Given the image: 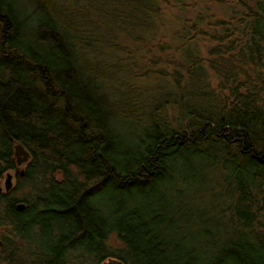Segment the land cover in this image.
<instances>
[{"label": "trees", "instance_id": "1", "mask_svg": "<svg viewBox=\"0 0 264 264\" xmlns=\"http://www.w3.org/2000/svg\"><path fill=\"white\" fill-rule=\"evenodd\" d=\"M200 3L167 22L161 0H0V182L30 154L0 241L58 225L54 258L8 264H264V0ZM177 169L194 243L150 198Z\"/></svg>", "mask_w": 264, "mask_h": 264}, {"label": "rangeland", "instance_id": "2", "mask_svg": "<svg viewBox=\"0 0 264 264\" xmlns=\"http://www.w3.org/2000/svg\"><path fill=\"white\" fill-rule=\"evenodd\" d=\"M201 0H187V4L180 9L179 5L174 3L173 0H161V8L164 9V19L167 22H171L174 16H181L184 15L187 18H191L194 13L197 11V4L201 5ZM207 46L206 43H201L198 45L200 54L203 57H206L207 55ZM124 76H121L120 79H124ZM17 167L15 172L10 171L7 172L13 176L12 179V187L15 186L16 178L15 174L20 169L24 168ZM189 172V171H185ZM6 173V174H7ZM177 175H173V180L171 181H163L158 184H156L154 187H152L154 190L151 192L150 198L152 201H155L160 208H162L163 215L168 217H174L178 218L180 222V227L183 228V233L189 237V242H196V232L199 228V222H198V216L191 218L187 221H183V212L184 211H194V207L197 208L200 207V200L197 199V193L194 192V189H196L197 181L196 179L192 181H184L181 179L182 173L179 169L175 171ZM4 175L3 179L0 182V188L2 192H5L4 183H5V177ZM207 189H206V195L203 197V202H201V206L205 205L207 207V199L208 198V190L210 189V181L206 183ZM192 188H191V187ZM26 187V186H25ZM195 187V188H194ZM27 188V187H26ZM23 193V190L20 192H17V196L21 195ZM192 194V196H191ZM41 230V229H40ZM58 225L56 222L51 223L50 226L43 228L41 231L39 230H30L28 232V241L16 243L15 245L19 246L20 248H25L27 253L30 254H37L41 255L43 258H54V248L57 243V239L55 238V235L58 233ZM113 245V247H116L119 245L117 240L112 237L110 240ZM19 258H22L19 256ZM62 258H82L80 260V263L84 261V258L81 252H74V253H62ZM86 260V259H85ZM76 263H79V261H76ZM84 264H92L91 262H88L86 260Z\"/></svg>", "mask_w": 264, "mask_h": 264}, {"label": "water", "instance_id": "3", "mask_svg": "<svg viewBox=\"0 0 264 264\" xmlns=\"http://www.w3.org/2000/svg\"><path fill=\"white\" fill-rule=\"evenodd\" d=\"M13 155H14L17 167L25 166L30 158L29 152L19 143L14 144ZM17 173L20 177H23L25 174V168L20 169L19 171H17ZM12 179H13V176L7 173L5 177V183H4L5 193L10 191L12 187ZM24 208H25V204L23 203H19L16 205V209L19 212L23 211ZM102 264H121V262L111 259V260H107L103 262Z\"/></svg>", "mask_w": 264, "mask_h": 264}, {"label": "flooded vegetation", "instance_id": "4", "mask_svg": "<svg viewBox=\"0 0 264 264\" xmlns=\"http://www.w3.org/2000/svg\"><path fill=\"white\" fill-rule=\"evenodd\" d=\"M15 172V170L13 171ZM2 250V258H4V264H8V261L10 260V258H19V256H21L23 258H36L37 254L33 253H27L25 248H20L18 245L17 246H9V245H5L0 241V252ZM41 258H43L41 256Z\"/></svg>", "mask_w": 264, "mask_h": 264}]
</instances>
